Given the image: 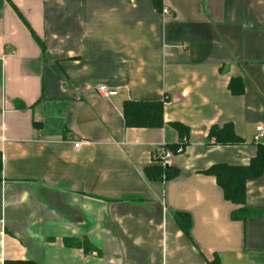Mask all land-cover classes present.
I'll return each mask as SVG.
<instances>
[{
	"label": "crops",
	"instance_id": "0c3cea01",
	"mask_svg": "<svg viewBox=\"0 0 264 264\" xmlns=\"http://www.w3.org/2000/svg\"><path fill=\"white\" fill-rule=\"evenodd\" d=\"M126 100H164L162 126L126 127ZM174 122L179 174L148 180ZM226 123L241 143L208 140ZM258 125L264 0H0V264H264V170L245 220L205 173L247 165Z\"/></svg>",
	"mask_w": 264,
	"mask_h": 264
},
{
	"label": "trees",
	"instance_id": "16d2710c",
	"mask_svg": "<svg viewBox=\"0 0 264 264\" xmlns=\"http://www.w3.org/2000/svg\"><path fill=\"white\" fill-rule=\"evenodd\" d=\"M153 5L159 9L160 0H152ZM231 81L229 87L231 92H240L241 90L232 89ZM163 105L164 100L157 101H129L126 100L122 105V113L124 125L126 127H161L163 123ZM172 126L178 133V141L173 145L163 146L170 149L174 155L183 151L187 144L190 129L178 122L172 123ZM208 140L214 144H239L242 142L233 130L231 123H226L221 127L212 126L208 132ZM181 149L180 151H178ZM158 152L155 150L153 154V165L145 168L144 173L148 180L151 181H168L175 178L179 174V170L170 164H161L158 160ZM2 160L0 154V170ZM264 170V146L258 145L255 156L244 166H233L227 164H215L205 171L206 174L212 175L216 183L221 188L223 196L226 200L241 207L231 213V218L245 220L252 215H256L257 210L249 208L245 205L246 182L257 178ZM180 229L184 234H189L190 217L186 213L176 212L174 215ZM69 244V243H68ZM82 247L88 252L92 247L87 241H71L70 245ZM3 264H35L31 260H5ZM210 264H218L216 260Z\"/></svg>",
	"mask_w": 264,
	"mask_h": 264
},
{
	"label": "built area",
	"instance_id": "2783aa9c",
	"mask_svg": "<svg viewBox=\"0 0 264 264\" xmlns=\"http://www.w3.org/2000/svg\"><path fill=\"white\" fill-rule=\"evenodd\" d=\"M162 12L163 13H168V10L167 9H162ZM96 91L97 93L102 96V97H111V96H114L117 94V91L115 89H111V88H108L106 85H98L96 87ZM264 135V128L260 125H258L256 127V134L254 135V140L257 141L260 137H262ZM78 146V143L75 144V147ZM181 149H179L178 151H180ZM156 151L158 152V160L161 164H170L171 163V160L174 156L173 152L168 149V148H164V147H161V148H158L156 149Z\"/></svg>",
	"mask_w": 264,
	"mask_h": 264
}]
</instances>
